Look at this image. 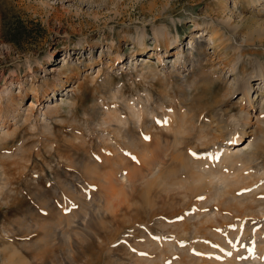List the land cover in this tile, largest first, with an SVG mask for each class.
<instances>
[{
	"label": "rangeland",
	"instance_id": "rangeland-1",
	"mask_svg": "<svg viewBox=\"0 0 264 264\" xmlns=\"http://www.w3.org/2000/svg\"><path fill=\"white\" fill-rule=\"evenodd\" d=\"M260 2L256 5L247 0H226L224 12L225 16L232 15L234 21L241 24L235 37L248 39V43L244 44L246 47L243 53L245 61H248L249 73L256 70L254 65L256 58L259 57V60L264 62V9L262 10L264 0ZM215 5V0H0V100L6 101L10 92H13L11 96L16 102L10 111L21 113L16 116L17 122L12 115H8V121L0 125V137L4 136L0 142V235L6 236L0 237L2 238L0 247H16L34 264H138V262L158 264L161 259L164 264H202L205 260L201 261L196 254L202 252L208 256L211 252L208 249L203 251V247L200 246L207 247L212 243L221 247L222 243L227 242L229 236L235 234L240 227L254 229L258 227L264 231V218L260 219V222L256 221L258 216L255 214V209L259 207L255 200L264 197V177L248 176L249 178L246 177L248 179H244L247 182H241L242 184L234 187L235 189L233 186H228V189L224 190L221 185L218 188L220 190L215 192L218 194H212V198L205 192H213L208 191L205 186L198 188L197 193L190 194V198L188 196L186 199L180 195L176 196V199L171 198L163 191L162 193L153 190L149 195L153 200L152 208L150 204L149 206L148 203H144L142 198L136 197L140 185L132 188L130 184L125 186L114 182L116 183H113L114 186L110 184L100 189L97 182L93 183L97 186L92 184L91 187L87 183L86 165L92 163L91 161L87 163L90 160L89 154L92 150H98L106 145L104 138L109 137L127 143L138 136V128L143 120H137L135 109H138L142 102L147 105L143 108L148 111L144 112L145 110L139 107L144 116L146 115L144 125L156 126L157 120L162 114L164 115V112L166 115L170 113V108L171 112L175 109L180 113L179 110L183 108V111L199 113L202 108L207 107L215 114L223 116L230 127H240L244 116L239 103L242 94L240 91L235 93L232 91L236 80L226 63V56L221 50L215 49L209 35L205 34L206 31L202 33L203 27H196L192 22V19L197 17L204 23L203 19L208 12L216 15L212 9ZM155 18L158 25L169 27L174 33L177 31L179 33L178 42L169 46L167 50L153 45L150 21ZM145 25L148 32L147 45L145 50L141 51L133 43L131 36L136 34L137 26ZM195 33H199L200 37L194 38ZM198 41L204 45L203 53L192 46V42L198 44ZM118 52H120V60L116 55ZM50 54H52L51 58H49ZM229 54L234 55L232 50ZM189 55L195 60L201 59L204 68L196 67L191 71L193 57ZM178 58L187 60L184 64L178 61ZM67 63L76 64L77 69L64 87L57 84L54 89L48 87L44 94L39 90L37 95L29 89L31 84L41 87L45 80L52 82L59 67ZM194 81L196 83L189 87ZM250 81L252 85L250 95L253 99L252 105L248 106L250 119L247 120L248 124L245 125L242 139L230 146L234 151L246 153L256 150L257 157L252 161V167L259 168V173L263 169L261 166H264V114H261L264 108V80L253 76ZM226 91L234 94L223 102H215L218 98H225ZM229 92L227 94L230 95ZM62 96L65 100H62ZM30 104L32 109L28 111ZM49 104H55L59 111L47 112ZM148 107L154 109V113L159 118H154V113L149 114ZM108 112L109 115L113 114V118L108 116L111 121L107 124L97 123L102 121L101 119L106 117ZM120 119L127 123H122ZM211 124L213 128L216 125L214 121ZM120 128L122 132H119ZM210 130L218 133L216 129V131L211 128ZM223 136L226 138L228 135ZM169 140L173 141V138L170 137ZM191 141L195 142V139ZM213 144L212 142L206 145L199 144V147L195 148L196 153L212 149ZM124 176L122 173L121 178L127 181ZM84 178L87 180L85 181ZM64 184L67 185L65 189ZM118 185L119 188L123 185L126 189L118 188L121 191L118 192L115 189ZM111 186L112 191L109 192L107 189ZM96 187L94 195L91 190ZM128 187L130 189H127ZM229 187L235 195L237 194V198L230 197L233 192L229 193L231 192ZM83 191L84 194L81 195ZM223 191L230 196L224 193L221 195ZM99 192H102L101 197L98 196ZM111 192L110 197L108 193ZM77 194L82 198L85 196V199L83 198L85 210L90 222L85 221V225L81 227L82 224L76 225L77 218H74L76 223L75 221L71 223L76 226L72 230L79 226L82 228L79 229L85 232L83 228L88 226L86 229L90 230L89 233L86 230L88 234L86 233L84 237L81 231L78 233L79 231L75 230L72 234L71 230L70 236L73 235V238L70 237V240L68 237L70 241L67 238L50 249L41 245L42 250L40 247L37 248L41 252L45 250L43 253L39 252L32 244L36 239L41 238L43 231L41 227L36 228V225L32 228L31 223L37 219L44 221L43 215L46 212L45 217L51 212L54 215L53 208L57 200ZM123 194L127 195H125L127 200ZM219 194L221 197L219 196L218 201L213 195L217 197ZM105 197L107 199L110 197L111 202L106 201ZM238 197L241 198L240 204ZM98 198L106 201L107 206L103 207L104 210L99 205L102 201L98 203L100 201ZM227 199L231 200L228 202L229 205L224 203ZM94 201H97V206L93 204ZM141 204L142 208H140ZM98 205L101 207V212ZM113 205L120 207H115L113 211ZM193 207L195 209L200 207L196 209L200 212L209 209H215L217 212L215 219L209 222L207 220L206 224L203 221L198 225L197 230L200 229L201 232L200 230L198 232L202 235L194 230L193 233L190 231L189 224H192L191 221H196L197 217L186 220L187 215L195 213ZM95 208H98L97 211ZM155 208L157 211L151 214ZM263 214L260 216L263 217ZM101 217L105 220L100 219ZM163 217H166L165 222L162 220ZM93 218L97 222L99 220L102 222L99 221L100 223L95 226L96 221L94 222ZM174 219L178 220L176 224ZM214 220L219 223H215ZM27 225L29 226L26 228ZM221 225L228 227L226 231L224 230L225 234L222 230H216L217 233H214L215 228H220ZM209 226H212V231L209 230ZM89 227H92V230ZM93 227L96 229L93 230ZM146 227L151 230L153 236L157 237L155 241H158V237L162 235L165 239L162 237L159 241L161 244L167 241L166 245L157 247L155 245L157 242L153 245L149 238L147 240L149 233ZM75 233L78 236L74 235ZM176 240L184 245L183 250L175 248L173 250L169 247L171 241L174 243ZM146 241L149 243L145 245L150 246L145 249ZM138 242L143 244L139 246ZM164 246L167 247L165 248L167 251L162 258L160 249L162 247L164 249ZM8 247L6 251L9 250ZM146 251L149 253L147 254ZM0 255V264H2L5 252L1 250ZM148 255L151 260L145 259ZM137 256H140L139 260ZM141 258L155 261L146 263ZM204 263L209 264L207 261ZM253 263L254 260L248 261V264Z\"/></svg>",
	"mask_w": 264,
	"mask_h": 264
},
{
	"label": "bare ground",
	"instance_id": "bare-ground-1",
	"mask_svg": "<svg viewBox=\"0 0 264 264\" xmlns=\"http://www.w3.org/2000/svg\"><path fill=\"white\" fill-rule=\"evenodd\" d=\"M215 1H216V5L214 7H212V9H213V13L215 12L216 15H213L211 12H208L203 19L204 23L199 21L197 17L193 18L192 22L196 27L202 26L203 27V29L201 30L202 33H205V31H206L205 34L209 35L210 40L212 41L215 49L221 50V53L225 54V56H226V63L229 65V68L233 72V75L235 76V80H236V85H234V87H232V89H233L232 91L234 93L236 91H240L242 94L240 97L239 103L241 104V109L244 112V116L241 120L240 127H238V128L230 127V125L224 120L225 118H223V116H221L219 114L218 115L215 114L214 111L211 110L210 108H207V107L202 108L199 111V113H196L194 111H191V112L186 111L185 109H184L185 111H183L182 110L183 108H181L182 106L180 107L181 109L179 110V111H181L180 113L178 112V110H175V109H172V112H171V108L169 111L171 114L167 113V115H166L164 112V115L162 114L163 118L161 116L160 119H158V120L156 119L157 120L156 126L144 125L143 123H144V118L146 117V115L144 116V113L141 112V108H143V107L146 108L147 105L144 102H142L141 106H139L141 108L138 107V109H135V117H137V120H143L142 124L139 123L140 125L138 128L139 129L138 136L132 138L127 143L124 141L121 142L120 140H112L109 137H108L109 139L104 138V143L106 145H103L100 149L98 148V150H92L90 152V154H89L90 160L88 159L89 161H87V163L90 161L92 163H91V165H88V164L86 165L87 168H86V172H85L86 177L88 178L87 183H89V187H91V185L93 183H96V182L100 185V189H101V187L104 188L105 186L110 185V184H112V186H114V184H116V183H120L119 185L125 184V186H126V184L127 185L130 184L131 185L130 187H132V186L136 187V186L140 185L139 191L135 194L136 197L140 198V199L142 198V201H144V203H146V204L148 203V205L149 204L151 205V203L153 204V202H152L153 200L151 199V197H149V195L152 194L151 192L153 190H155V192H156V190L161 191V192L163 191L166 193V196L171 197V198H175L176 196L180 195L181 197L184 196L185 197L184 199H186V198H188V196L190 194H192L194 192L197 193L198 188L200 189L201 187L205 186L208 191L213 192V193L205 192V193H208L207 196H210V198H212L211 197L212 194H216V195L218 194L215 192L220 190V189L218 190V188H220L221 185H223L222 188H224V190H225V188L228 189L227 188L228 186H230V187L233 186V188L234 187L236 188V186L238 187L241 182H243V181L247 182V180H244V179H248L249 178L248 176L252 177L251 175H256L255 178L256 177L257 178L264 177V166H261V167H263V169L259 173H258L259 168L256 169V168L252 167V161L255 160L257 157L256 150H254L251 153H246L244 151H239V150L234 151L233 147L230 146V144H232V143L239 142L242 139L243 133H245L244 132L245 131V125H246L247 120L249 118L248 106L252 105V100H253L251 95H250V88L252 86L250 80L253 76H258L261 80H264V62L259 60V57L256 58L255 64H254L256 67V70L249 73L248 66H247L248 61H245V57H244V53H243V49H244V47H246L244 44L248 43V39L247 38L238 39L235 37L236 34L238 33V29L240 28L241 24H240V22L236 23L234 21V19H233L234 17L232 15L231 16L230 15L225 16L226 14H224V12L226 11L225 10L226 0H215ZM247 2H249V3L251 2V3L256 4V5L261 3L260 0H247ZM263 9H264V5L262 6V10ZM172 20L174 22L175 28L177 29V26L175 23V17H173ZM150 24H151V28H152V35H153L152 38L154 41L153 42L154 47L157 48V47L161 46L164 50H167L169 46L175 45L178 42V40H179L178 31L176 33H174L173 31L170 30L169 27H164V26L158 25L156 22V18L151 20ZM136 28H137V30H136L137 32H136V34L131 36V39H132L133 43L139 48V50L142 51V50H145L146 45H147L146 36L148 35V32L146 31V25L144 27L137 26ZM225 30L228 32H226ZM194 35H195L194 38L200 37L199 33L198 34L195 33ZM192 46L193 47L195 46V48L199 52H202V53L205 50L203 43L200 41H198V44H195L194 42H192ZM231 50L234 53V55H232V56L229 54ZM189 53L191 54V51ZM116 55H117V58L120 60V52H118ZM51 56H52V54L49 55V58H51ZM189 56H191V55H189ZM191 57H193V56H191ZM144 58H147V57H144ZM184 58L182 60H180L178 58V61L180 60L181 62H183L185 64V61L187 59H184ZM188 58H190V57H188ZM64 60H66V57L64 58ZM203 66H204V64H203L201 59L195 60L194 57L191 58V71H194V69L196 67L197 68H204ZM76 69H77L76 64H68V63L66 65L63 64L57 70V75L55 76V78L52 82H50L49 80H45L44 84L41 87L40 86L38 87L34 84L33 85L31 84L29 86V89L32 92L36 93V95H37L38 94L37 92H39V90L42 92V94H44V92H46V90H48L50 87H52L51 89L56 88L54 86H57V84L64 87L65 83L71 78V76L73 75V73L75 72ZM52 83L54 85H52ZM195 83L196 82L194 81L193 84H190V86L189 85H187V86L191 87V85H194ZM70 90L76 91L75 89H70ZM227 92H229V91H226V93L224 95L225 98H223V99L218 98L215 100V102H217V103L223 102L227 98H230L234 94L233 92H229V93H231L229 95V94H227ZM12 93L13 92H10V95L8 96V98H6V101L0 100V125L1 126L4 125L6 123V121H8V115L9 116L12 115L13 118L15 119L14 120L15 122L18 121L16 116L21 115L20 111L19 112L14 111V109H13V111H14L13 113H11V111H10L11 107H13V105H14V102H16V101H14V97L11 96ZM62 100H65L64 96H62ZM31 109H32V105L30 104V106L27 108V110L29 111ZM262 109L263 110H262L261 114H264V112H263L264 108H262ZM146 110L144 112H148ZM46 111L49 113H55V112L59 111V108L56 107L55 104L54 105L49 104ZM149 111H150L149 114L154 113V109L149 108ZM154 114H152V115H154ZM112 115H113L112 113H111V115H109V112H108L107 116L103 117V119H101L102 121L97 122V123H99V124L109 123L111 121V118H109L108 116L111 117ZM114 115H117V114H114ZM155 117L159 118L156 114H155L154 118ZM112 118H113V116H112ZM118 119L116 118V120H118ZM119 121H121V119ZM212 121H214L216 124L214 128L211 124ZM121 122L127 123V121L125 122V121H123V119ZM198 127H200V130H198ZM15 128H18V127H15ZM210 128L214 129V131L218 130L217 131L218 133L213 132V130H210ZM119 132H122L121 128H120ZM224 134H227L228 136L225 138V136H223ZM220 135H222V136H220ZM146 137H148V138L146 139ZM170 137L173 138V141L169 140ZM193 138L195 139L196 143L191 141ZM2 139H4L3 135L0 137V142ZM109 140H110V142H109ZM218 140H220V141L218 142ZM210 142L214 143L212 149H209V150L207 149L206 152H201L198 154L196 153V150H195L196 146H198L199 144H205L206 145V144H209ZM203 150H204V148H203ZM122 173L126 176L127 181H124V179L121 178ZM246 177H248V178H246ZM250 179H252V178H250ZM86 180L87 179H85V181ZM114 182H116V183H114ZM262 183H263V181H262ZM0 184H1V182H0ZM93 185L97 186L96 184H93ZM119 185L115 189L118 190ZM261 185H263V184H261ZM63 186L65 189V187L67 185L64 184ZM112 186L110 187V189H107L109 192H110V190L112 191V189H111ZM69 187H70V184H69ZM120 188L122 189L123 185ZM132 188H134V187H132ZM206 188H204V189H206ZM74 189L75 188H73V191H74ZM96 189H97V187L94 189L92 188V190H91L92 192H94L93 193L94 195H95ZM125 189L123 188V190H125ZM127 189H130V188L128 187ZM137 190L138 189H136V191ZM230 190H231V188H230ZM65 191L66 190H64V192ZM113 191H115V190H113ZM118 192H121V191L118 190ZM118 192H117V194H118ZM224 192L225 191L221 192V195ZM232 192H233V190H231V192H229V193H232ZM82 193L84 194V191L81 192V195H83ZM101 193L102 192H99L98 196L101 197ZM125 193H127V192L125 191ZM229 193L228 194L224 193V194L225 195L227 194V196H230ZM109 194L112 195V192L108 193V195ZM89 195H91V193H89ZM125 195H124V198L127 196V195L126 196ZM221 195L219 194L217 197H215L213 195V197L215 199L217 198V200L219 201V198L221 197ZM246 195H248V193ZM67 196H69V195H67ZM234 196H236V198H237V194L235 195L233 192L230 197H234ZM84 197L85 196H83V198ZM240 197H243V195H240ZM83 198L78 194L75 196L70 195L69 198L63 197L62 199L56 201V203H55L56 206L54 205L55 206L54 208L52 207L54 210L53 213H55L54 215H52V212H51L50 215H47L48 217L47 216L45 217L44 215L47 213L46 212L43 215V217L45 218L44 221L41 222L38 219H37V221L34 220V222H32L30 226H32V228H33V225L34 226L36 225V228L41 227L42 228L41 231H43V234H42V236H40L41 238L38 237L39 238L38 240L36 239L34 242L32 241L33 242L32 246L35 245L34 247L39 248L42 245V247H45L46 249L47 248L50 249V248H53L56 244H59L60 242L64 241L68 237L73 238V235L70 236L71 235L70 231L72 230V228L74 229L75 226L79 225V224H82L81 227H83L84 222L87 220L90 222V220L88 219L90 217H87V211L85 210V207H86V205L84 203L85 198L84 199ZM92 198H94V197H92ZM109 198L108 199L106 198V201L110 200V202H111V198L110 199ZM157 198H158V196H157ZM164 198H165V196H164ZM189 198H190V196H189ZM236 198H234V199H236ZM86 199H88V198L86 197ZM98 199L100 200L101 198H98ZM162 199H163V197H162ZM238 199H239V197H238ZM238 199H236V201ZM240 199L238 200L239 204L241 203ZM246 199H247V197H246ZM93 200L94 199H92V201ZM217 200H216V203L218 202ZM228 200L229 199H227V201L224 202V203H227L226 205H229L228 202L231 201V200L230 201H228ZM101 201H102V203H100L99 205L104 210L103 207L107 206L106 201H104V199L102 198V200L98 201V203ZM137 201H138V199H137ZM142 201H140V202H142ZM171 201H170V203H171ZM251 201H253V200H251ZM255 201L257 202V204H259L258 209H255L256 210L255 214H257V216H258V218H256V221H259L260 219L264 218V216H263L264 214L262 215L263 217L260 216L262 213H264V197L258 199V201L256 199ZM94 202H93V204H95V205L98 204V203H96L97 201H94ZM135 202H136V199H135ZM163 202H164V200H163ZM188 202H190V201H188ZM220 202L222 203V201H220ZM234 202H235V200H234ZM87 203H88V201L86 202V204ZM166 203H168L167 199H166ZM172 203H173V201H172ZM205 203H203V204H205ZM238 203L236 205H238ZM242 204H244V203H242ZM114 205L112 206V207H114V208H112L113 211L115 210V207L119 206V205H117V206H114ZM139 206H140V204H139ZM152 206L153 205H151V208H152ZM219 206L221 207V205H219ZM101 207L99 208L100 212H101ZM142 207L143 206L141 204L140 208H142ZM200 207H198V208H200ZM193 208L195 209V207H193ZM193 208H192V210H193ZM198 208H196V209H198ZM45 209H47V208H45ZM92 209H93V211H91ZM92 209L90 211L93 213L94 208L92 207ZM97 209H96V211H97ZM145 209H146V207H145ZM156 211H157L156 208L153 209L151 214H155ZM179 211H181V209ZM196 211H195V213H192V215L191 214L187 215V219H186L187 221H189V219H191L192 217H194L195 219L197 217L196 221L195 220L191 221L192 224L188 223L189 225H191L190 226L191 232H192V230H194V232H198L200 230V229L197 230L198 229L197 227L199 224H202L203 221H205L204 224H206L207 220H208L207 222H209L210 220L215 219L214 217L217 216V212L215 211V209L205 210L204 212L203 211L200 212L198 210H196ZM48 212H50L49 209H48ZM88 212H89V209H88ZM191 212H193V211H191ZM102 213H103V211H102ZM174 214H175V212H174ZM218 214H220V212ZM99 215H101V214H99ZM80 216H82V217H80ZM156 216H157V214H156ZM99 217H98V219H99ZM74 218H77L78 223H76V220ZM96 218H97V216H96ZM254 218L255 217H253V219ZM79 219L80 220L83 219L84 221L83 220L80 221ZM100 219L105 220V219H103V217H101ZM164 219L166 220V217H163V219H162L165 222ZM193 219H191V220H193ZM174 220H173V222L176 221L175 222V224H176L178 220L177 219L175 221ZM73 221H75L74 223H76V225H74V226L72 224ZM93 221L95 222L96 220L94 219ZM99 221H101V220H99ZM91 222H92V220H91ZM94 222H92V223H94ZM98 222L96 221L95 226H97ZM164 222H162V225L164 224ZM214 222L216 223L217 221L214 220ZM217 223H219V222H217ZM28 226L29 225H27L26 228ZM166 226H168V225H166ZM183 226H185V224ZM212 226H209L210 231H212ZM186 227H184V228H186ZM204 227H205V225H204ZM79 228L80 227L77 226L75 229L76 232L79 231L78 233H80V231H81L80 229H82V228H80V229ZM86 228L88 229V226L83 228V229H85V232H82L84 230L81 231V234L84 233V234H82V235H84V237L90 231V230H87ZM227 228L228 227H226V225H221L220 228L216 227L215 231H213V232L217 233L216 230H222L223 231L222 233L225 234L224 230ZM89 229L92 230V227L91 228L89 227ZM95 229H96V227L93 230H95ZM207 229H205V231ZM75 230H72L73 231L72 234L75 232ZM86 230L88 233L86 232ZM245 230H247V231H245ZM146 231H148V233H149L147 236V240L149 238V240L151 241V243L153 245L156 242L158 243V244L157 243L155 244V245H157V247L166 245L165 243L167 241L165 243H162L163 245L161 244V241H159L163 237L162 235L160 237H158L159 238V240H158L159 242H158V241H155V239L157 237L152 235L151 230L148 227H146ZM210 231H209V233H210ZM236 231L237 232L233 231V232H235V234L232 233L229 236L230 238L227 240V242H225L226 244L222 243L221 247H217L212 243H210V245L207 247L200 246V247H203V251L204 250L206 251L207 249H208V251L210 250L209 251V252H211L210 255L207 256V255L203 254L202 252H199L196 255H198V257L200 258L201 261L205 260L209 264H248V261H251V260H254L253 264H264V231H261V229H259L258 227H257V229L256 228L254 229L251 227H246V228L240 227ZM8 232H10V231H8ZM11 232L13 233V230H11ZM185 232H187V231H185ZM200 232H201V230H200ZM200 232H198V233L201 234ZM93 233H95V231ZM195 234H197V233H195ZM74 235H76V233ZM228 235H229V233H228ZM239 235H241V237H239ZM245 235H246V237L248 235L249 236L247 238L243 237ZM76 236H78V235H76ZM89 236H90V234H89ZM91 236H94V235H91ZM97 236H98V234H97ZM197 236H198V234H197ZM0 237L5 238L6 236L0 235ZM69 238H68V240H69ZM97 238H99V237H97ZM74 239H76V237ZM39 240L43 241V243ZM70 240H71V238H70ZM77 240H78V238H77ZM162 241H164V240L162 239ZM74 242H75V240H74ZM146 242L147 243L144 242L145 249L148 248V246H150V245L146 246L145 244H148L149 241H146ZM171 242L172 243H170L169 247H172V249L173 248H175L176 250H178V249L183 250L184 249V247H183L184 245L180 244L178 240H176L174 243H173V241H171ZM200 242H201V240H200ZM61 244H63V243H61ZM76 244H77V241H76ZM138 244L140 246V244L142 245L143 243L138 242ZM168 244H169V242H168ZM69 245H71V244H69ZM201 245H203V243ZM204 245H205V243H204ZM3 247L4 248L0 247V252H1V250H3V252H5V255H4L5 259L3 260L2 264H34L30 259H28V257L24 254V252H22L18 248H16V247H14V248L10 247L9 248L8 246H3ZM6 247H8L9 250L7 249V251H6ZM42 247H40L41 250H42ZM165 248H167V247L164 246V249H162V250L160 249L161 254H162V255L161 254L160 255L162 256V258H163L164 252L167 251V249L165 250ZM41 250H39V252H41ZM44 250L45 249H43V252H44ZM43 252H41V253H43ZM146 253H147V251H146ZM140 256H137L136 258L139 260L138 257H140ZM142 258L144 259V257H142ZM142 258H141V260H143ZM145 259H150L149 255H148V257L146 256ZM150 260H148V261H150ZM157 260L158 259H156V262H157ZM161 260H162L161 262H157V263L158 264L159 263L164 264L163 259H161ZM143 261H146V260H143ZM148 261H146V263ZM152 261H155V260H152ZM152 261H150V262H152ZM136 262H138V261H136ZM138 264H139V262H138Z\"/></svg>",
	"mask_w": 264,
	"mask_h": 264
},
{
	"label": "snow or ice",
	"instance_id": "snow-or-ice-1",
	"mask_svg": "<svg viewBox=\"0 0 264 264\" xmlns=\"http://www.w3.org/2000/svg\"><path fill=\"white\" fill-rule=\"evenodd\" d=\"M148 137H146V139H147Z\"/></svg>",
	"mask_w": 264,
	"mask_h": 264
}]
</instances>
